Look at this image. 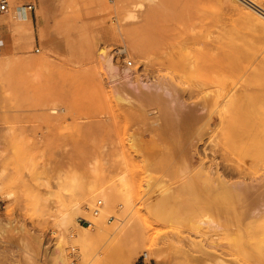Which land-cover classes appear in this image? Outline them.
Listing matches in <instances>:
<instances>
[{
    "label": "rangeland",
    "instance_id": "obj_1",
    "mask_svg": "<svg viewBox=\"0 0 264 264\" xmlns=\"http://www.w3.org/2000/svg\"><path fill=\"white\" fill-rule=\"evenodd\" d=\"M1 1L0 264H264V196L200 166L264 185L262 12Z\"/></svg>",
    "mask_w": 264,
    "mask_h": 264
},
{
    "label": "bare ground",
    "instance_id": "obj_2",
    "mask_svg": "<svg viewBox=\"0 0 264 264\" xmlns=\"http://www.w3.org/2000/svg\"><path fill=\"white\" fill-rule=\"evenodd\" d=\"M247 3H249L248 5H252V6H254V7H256L260 12H262V14L264 15V7L262 6V5H260L257 1H255V0H245ZM245 2V3H246ZM246 3V4H247ZM250 5V6H251ZM253 7V8H254ZM255 9V8H254ZM257 9H255L256 11H257ZM12 15V19H13V17H14V19L16 18L17 19V21H22V20H28V21H30L29 20V17H28V14H27V12H26V10H25V7H20V11H18V12H15V13H13V14H11ZM11 19H8L7 21H10ZM7 21H5V22H7ZM4 23V21L3 22H1L0 21V24H3ZM7 24V23H6ZM126 30V29H125ZM128 30V29H127ZM120 32V31H119ZM124 33V32H123ZM127 34L131 37V40H132V42H133V44H136V41L134 40V36H133V33L130 31V30H128L127 31ZM105 48H102L101 49V53L102 54H104L105 53ZM164 85V84H163ZM159 89V88H158ZM166 89V88H165ZM161 90V89H160ZM234 92V91H233ZM160 94V93H159ZM225 106L227 105V103H228V100H226L225 102ZM181 106V105H180ZM196 116H197V114H196ZM189 117V116H188ZM197 117H199V115L197 116ZM184 118V117H183ZM206 118V117H205ZM201 119V118H200ZM199 118H198V120H200ZM182 121V120H181ZM194 121V120H193ZM197 122V121H196ZM195 123V122H194ZM201 123V122H200ZM191 124V123H190ZM182 125L183 126H186L187 125V122L186 121H184V122H182ZM183 126H182V128H183ZM190 126V125H189ZM188 126V127H189ZM193 127V126H192ZM184 129V128H183ZM186 129H189V128H186ZM188 132V131H187ZM190 134V133H189ZM186 135V134H185ZM190 147V146H189ZM199 147V146H198ZM191 148V147H190ZM189 148V149H190ZM201 150V149H200ZM206 150V149H205ZM204 150V152H203V164H200V166H202V168H203V176H205L206 178H209V179H212L213 178V176L216 174L217 176H216V178H215V180H214V184H215V187L216 188H220V187H224L225 185L226 186H237L238 184H244L245 185V187L246 188H244V190H247V191H245V192H248V193H250V194H252V195H254V197H257V198H259V197H263L264 196V185L262 184V183H247L245 180H241V181H238V182H232L231 180H230V178L228 177V176H232V175H235V174H246L247 172H243V171H240V170H238L237 168H235L234 170H231V171H225L224 169H221V166H220V163H219V161H218V159L214 156V157H211V156H209L208 154H207V152ZM208 150V149H207ZM197 153V152H196ZM207 159V161H205ZM211 161V163H209L208 164V162H210ZM213 163H215L216 165H215V167L212 165ZM232 169V168H231ZM227 170V169H226ZM249 173H253L251 170H249L248 171ZM213 181V180H212ZM130 202V200L129 201H127V203H129ZM213 245H215L214 244V242H212V241H209L208 239L206 240V242H205V244H204V246L206 247V246H213ZM217 256V259H218V261L219 262H221V263H223V261H225L224 259H223V257H221L219 254L218 255H216Z\"/></svg>",
    "mask_w": 264,
    "mask_h": 264
},
{
    "label": "built area",
    "instance_id": "obj_3",
    "mask_svg": "<svg viewBox=\"0 0 264 264\" xmlns=\"http://www.w3.org/2000/svg\"><path fill=\"white\" fill-rule=\"evenodd\" d=\"M25 8L28 9L29 11H35L37 8V0H30L26 5ZM9 10V4L6 1H1L0 2V12H6ZM123 48H118L116 50V54L115 56H122L124 51ZM130 63H132V61H130ZM149 257V253L147 251L144 252L143 254V263L144 264H148L147 263V259Z\"/></svg>",
    "mask_w": 264,
    "mask_h": 264
}]
</instances>
